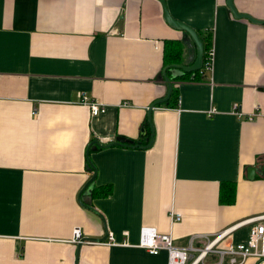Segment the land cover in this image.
<instances>
[{"label": "crops", "instance_id": "obj_1", "mask_svg": "<svg viewBox=\"0 0 264 264\" xmlns=\"http://www.w3.org/2000/svg\"><path fill=\"white\" fill-rule=\"evenodd\" d=\"M233 2L264 21V0ZM166 3L211 38L214 63L203 76L167 69L175 94L149 111L167 93L171 41L187 55L159 0H0V264H167L165 250L136 244L141 226L186 246L264 214V173L247 176L264 162V23L234 16L226 0ZM81 91L105 111L92 115ZM116 136L152 141L92 144ZM222 182L234 188L227 202ZM74 227L105 238L79 245ZM247 236L238 226L224 242Z\"/></svg>", "mask_w": 264, "mask_h": 264}, {"label": "built area", "instance_id": "obj_2", "mask_svg": "<svg viewBox=\"0 0 264 264\" xmlns=\"http://www.w3.org/2000/svg\"><path fill=\"white\" fill-rule=\"evenodd\" d=\"M213 63L214 48L211 44L203 53L202 65L198 69L199 74L203 76L210 73L213 69ZM78 101L86 104L92 115L101 113L106 109L105 103L90 97L85 91L80 92ZM121 104L129 105L130 103L123 101ZM238 108V104L235 103L232 112L239 116L241 111ZM216 111L214 106L208 109V113ZM32 113L36 114V109ZM180 218V213H174V216L171 214V219L178 220ZM242 225L248 226L247 239L239 242H224L231 231ZM106 237L108 243H119L115 240L112 232H108ZM71 240L73 242L83 240L80 227H74ZM123 243H127V241H123ZM136 244L152 254L165 250L167 264H241L250 256L264 258V214L247 217L214 233L192 235L186 246L175 245L170 233L160 232L151 225H143L140 227L139 240Z\"/></svg>", "mask_w": 264, "mask_h": 264}, {"label": "water", "instance_id": "obj_3", "mask_svg": "<svg viewBox=\"0 0 264 264\" xmlns=\"http://www.w3.org/2000/svg\"><path fill=\"white\" fill-rule=\"evenodd\" d=\"M159 1L162 3L164 19L166 20V22L169 23L175 29L182 31L181 40L184 43V45L186 46L187 55L182 62L181 61L170 62V63L165 65L162 73H163L164 79L166 80V83H167V93L164 97L155 100L150 105L149 111H151V109L155 105L166 102L169 99V97L172 93V89H173V83L171 81V77L173 78L176 76H180V75H183L184 73H187V72L194 73L202 65L203 53H204V43H203V40L200 37L198 31L195 28H193L191 25H189L188 23L173 17L168 10L166 0H159ZM226 3H227L230 11L233 13L234 16L246 17V18L250 19L251 21L264 23L263 20L256 19L247 13L239 12L236 9L233 0H226ZM167 69H169V71H171V77H169V75L167 74V72H166ZM148 123H149V126H151L150 121H148ZM151 129H152V127H151ZM152 133H153V131L151 130V135H152ZM151 141H152V137H150V139H148V141L145 144H141V143H135V141L133 139H129V138H126L124 136H116L115 141H110L108 143H101L100 141L95 139L92 141V144H96L99 147H104V146L112 145V144L134 145V146L138 145V146L146 147L151 143ZM87 160H88L89 169H92L93 173H92V176L90 177V179L88 180L86 186L83 188V190L89 192L91 190V185H92V182H93L94 177L96 175V168H95L93 162L91 161L89 155L87 157ZM256 171L264 173V162L261 164L260 167H257V168L254 166H248L247 167V176L249 178H253ZM82 205H84L87 208L95 211L97 214H99L101 216V213H99L93 206L85 204L84 202H82ZM101 218H102V216H101ZM102 220H103V218H102ZM104 238H105V236H103V237H84L83 240L102 241V240H104ZM82 241L78 242L79 245L82 243Z\"/></svg>", "mask_w": 264, "mask_h": 264}, {"label": "trees", "instance_id": "obj_4", "mask_svg": "<svg viewBox=\"0 0 264 264\" xmlns=\"http://www.w3.org/2000/svg\"><path fill=\"white\" fill-rule=\"evenodd\" d=\"M203 40V39H202ZM173 42V44H171V53H173L174 56L167 54L166 52V59L170 60V58H172V60L174 59L173 62H178L181 61L180 60V56H181V48L180 45H178V43L176 41H171ZM204 43V53L206 52V50L209 48V46L212 44L211 38H205V40H203ZM170 60V61H172ZM177 60V61H175ZM199 76H202L199 74L198 70L195 71ZM194 76V75H193ZM175 91L172 90L171 96H174ZM178 101V97L176 99V102ZM228 182H222L221 187H220V194L222 195V201H229L231 200L232 196H233V191L234 188ZM109 192V188L104 189L103 194H108Z\"/></svg>", "mask_w": 264, "mask_h": 264}]
</instances>
